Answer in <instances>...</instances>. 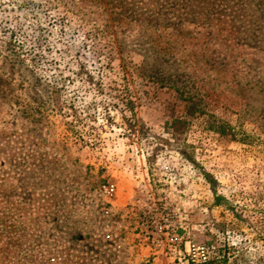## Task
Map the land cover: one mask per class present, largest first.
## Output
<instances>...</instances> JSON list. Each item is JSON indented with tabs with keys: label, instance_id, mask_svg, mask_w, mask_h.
I'll return each instance as SVG.
<instances>
[{
	"label": "rangeland",
	"instance_id": "1",
	"mask_svg": "<svg viewBox=\"0 0 264 264\" xmlns=\"http://www.w3.org/2000/svg\"><path fill=\"white\" fill-rule=\"evenodd\" d=\"M183 2L0 0V264H264V0Z\"/></svg>",
	"mask_w": 264,
	"mask_h": 264
},
{
	"label": "trees",
	"instance_id": "2",
	"mask_svg": "<svg viewBox=\"0 0 264 264\" xmlns=\"http://www.w3.org/2000/svg\"><path fill=\"white\" fill-rule=\"evenodd\" d=\"M172 1V0H171ZM184 4H186V6L184 7L185 10H188V14L186 15V17H188V19H192L195 20L196 17L200 14L206 16V14L208 15H214V13H217L220 7L223 8H227V7H232V21H234V18H238L235 17L236 14V10L237 8H239L241 5L240 4H236L237 0H184L183 2ZM181 5L180 3L176 6H174V8H176L177 6ZM243 7V6H242ZM171 16H174L173 13L170 14ZM244 18L243 15H241L237 20H242ZM195 104L192 105V108L190 107L188 109V114L193 116L196 114V111L193 109L195 108Z\"/></svg>",
	"mask_w": 264,
	"mask_h": 264
},
{
	"label": "built area",
	"instance_id": "3",
	"mask_svg": "<svg viewBox=\"0 0 264 264\" xmlns=\"http://www.w3.org/2000/svg\"><path fill=\"white\" fill-rule=\"evenodd\" d=\"M106 194L113 195L116 191V185L109 183L104 186ZM219 247L214 243L189 241L182 255L187 258L191 264H213L214 260L219 258Z\"/></svg>",
	"mask_w": 264,
	"mask_h": 264
}]
</instances>
